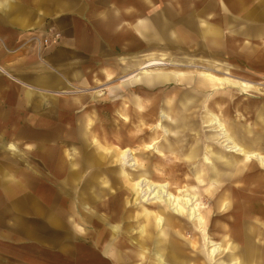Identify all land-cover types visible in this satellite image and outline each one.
Here are the masks:
<instances>
[{"label":"crops","instance_id":"crops-1","mask_svg":"<svg viewBox=\"0 0 264 264\" xmlns=\"http://www.w3.org/2000/svg\"><path fill=\"white\" fill-rule=\"evenodd\" d=\"M48 26L60 32L61 39L38 57L26 49L23 40L28 38L29 30ZM182 41L190 48L192 45L193 51L196 47L203 52L218 49L213 53L233 57L234 81L244 82L246 88L264 85V0H0V68L6 71L0 73V264H120V259H110L100 250L112 232L114 218L125 215V180L111 156L112 137H123L141 121L144 126L151 124L147 118L162 121L163 112L181 117L190 110L191 103L209 91L212 94L205 100L207 111L199 116L200 121L211 116L208 113L218 105L223 112L226 96L229 104L235 105L231 107L234 112L242 113L246 124H250L246 117L258 113L260 90L246 93L248 89L229 84L209 86L191 74L183 79L158 72L151 79L143 73V66L150 61L169 65L164 54L144 62L128 61L133 49H137L133 55L140 58L138 49L148 42L179 50ZM7 48L16 51L7 53ZM210 65L199 62L195 66L214 73L221 69L218 64L219 69ZM118 74L117 82L109 88L110 129L93 125L87 117L81 119V127L70 142L75 145L69 152L64 148L68 145L65 140L35 144L24 138L35 134L36 100L40 104L47 97L58 98L67 87L102 84L116 79ZM221 74L227 75L223 71ZM169 83L187 85L190 90L176 87L165 90L167 93L154 92ZM236 88H241L242 94ZM238 93L244 95L241 100L235 99ZM212 100L217 101L216 105ZM81 101L80 96H73L65 104L76 106ZM185 103L187 109H181ZM127 106L143 107L147 117L127 125V119H133ZM185 115L189 116L187 121L197 120L190 112ZM220 115L225 119L223 113ZM47 118L53 119V115ZM192 129L195 130L190 127L176 131L178 144L170 145L162 134L158 147L166 154L164 163L176 162L171 151L181 161L197 165L205 162V157L214 161L211 151L217 150L233 161L241 159L239 153L227 156L225 152L229 151L221 144V148H209L205 143L210 141L206 139L208 134L202 133L200 127L195 134H203V138H183ZM44 130L39 129L38 134L45 135ZM247 133L243 131L242 139L248 150H257L248 145L249 138L264 145L262 133ZM20 139L26 141L20 143ZM122 141V146L128 142L125 138ZM35 152L42 153L40 161L48 167L51 184L55 180L61 185H57L55 193L50 188L45 190L41 180L29 174L30 164L23 158ZM200 158L202 162H198ZM56 199L58 202L52 204ZM64 201L67 206L65 203L62 210L60 203ZM167 261L191 263L190 259Z\"/></svg>","mask_w":264,"mask_h":264},{"label":"bare ground","instance_id":"bare-ground-1","mask_svg":"<svg viewBox=\"0 0 264 264\" xmlns=\"http://www.w3.org/2000/svg\"><path fill=\"white\" fill-rule=\"evenodd\" d=\"M163 65L165 63L162 61H150L143 66L145 67L143 73L151 77V79L154 77L153 73L158 72L169 73L168 75H175L183 79L189 78L185 71L149 69ZM197 76L202 83L205 82L209 86L221 84H229L241 88H246L247 86L241 81L228 80V76L226 78L206 72H200ZM215 102L217 101L212 100L213 105H216ZM187 105V103L183 104L182 109H187ZM126 109L127 111L131 110L133 114V119H127V125L136 121L139 123L144 117H147L142 110L143 107L132 109L127 106ZM220 109V105L215 108V111L212 109L208 113L211 116L208 115L201 122L198 120L187 121L189 116L187 115L186 117V112L181 113L183 115L181 117L178 116V118L163 112L161 114V117L165 119V123L162 125L163 132L170 145L173 143L178 144L177 142L180 139L177 136V130L179 128L190 130V127H192L198 131L201 123L205 122L207 126H213V134L206 136V139L219 145L221 144L229 152L241 154V159L233 161L225 157L222 154L223 152L217 150L218 153L211 151L215 158L214 161H210L208 157H205V162L197 165L191 163V161L178 160L180 157L171 151L170 153L181 163L174 161L167 164L163 162V159L166 158L165 152L157 147L159 145L156 137L158 135L157 132L151 138L148 146L145 144L148 151L153 149L154 146L152 147V144L155 146L157 144L155 147L159 155L157 159L161 161L153 165L152 161L149 162L148 160L145 162V158L141 156V153L136 156L129 147L118 149L120 143L117 136L118 140L113 153L114 161L117 164H121L122 176L136 195L135 203H145L147 206L140 204L133 215L134 220L137 222L136 233L138 234L133 233L126 240V237L121 233L119 234L120 236L107 243L108 245L106 244L103 248L110 259H129L130 262L136 259V261H139L138 264H145L147 259H157V264H169L165 259L207 258L213 261L211 259L212 256L217 255L222 249L220 243L218 245L214 240L207 239L208 237H206L204 230L209 220L210 212L213 210L212 212L215 213L216 209L221 206V201L216 200L215 197L208 200L206 196L209 193L207 195L205 193L210 186L214 185L217 189L221 184L224 185L221 187L222 191H224L221 195L222 200L232 199L233 197H235V200H231L226 205V210H228L226 214L228 215L224 217L225 222H215L213 224L215 233L212 236H217L222 240V243L225 241L234 242L231 243L233 251L227 252L228 254L224 256L225 258H231L229 264H264V229L261 227L264 226V145L260 144L257 139L249 138L248 145L254 146L257 150H248L243 143L242 129L236 131L233 127L226 125L224 118L218 113H223ZM140 118L141 120H139ZM150 119L152 118H147V121L150 122ZM149 125L151 124L148 123L144 126V122L141 121V123L135 125V134L133 132L131 135L125 133L128 142H132L135 138L138 139V136L150 127ZM132 130L134 131L133 127H131L130 131ZM195 130L192 129V133L195 134ZM187 136L188 134L184 133L183 138ZM200 138L197 137L196 140ZM139 142L142 143V140L140 139ZM261 146L263 147L261 148ZM126 166L133 167L136 172L128 171L125 168ZM152 166L155 167V171ZM189 169H192V171L189 172ZM158 170L161 172L158 173ZM208 173L212 174L211 181ZM194 188L198 190V194L194 193ZM227 189L229 193L226 192ZM200 193L205 194L204 198H206V201H212L213 206L216 208L209 207L206 211L203 209L204 212L196 208L194 202L199 200ZM243 223H246V225L244 226ZM119 227L120 224L111 226V231L114 233L113 236L117 235L120 230ZM196 231H199L200 235H197ZM190 232L192 238L185 237L186 233ZM242 243L241 255L239 259H234L236 253L240 251L236 248V245L238 246ZM208 244H210L211 249L206 252L210 256L207 255L206 257L204 249L207 248ZM147 251L150 252V257L147 256ZM205 262L202 264L212 263ZM215 264L227 263L217 262Z\"/></svg>","mask_w":264,"mask_h":264},{"label":"rangeland","instance_id":"rangeland-1","mask_svg":"<svg viewBox=\"0 0 264 264\" xmlns=\"http://www.w3.org/2000/svg\"><path fill=\"white\" fill-rule=\"evenodd\" d=\"M150 10V9H148ZM28 38L26 40H23V44L25 45L26 49L29 52L35 53L38 57L41 55L42 51L48 48H51L57 44H59L60 39H61V34L60 32L56 31L54 27H46L45 29H40V30H29V36H27ZM181 49H176V47H172L168 44L166 45H150L149 42L148 44H145L144 47L141 46L139 52H141V57L138 58L137 56L133 55V51L137 50V49H133L132 50V55H130V59L128 60L129 63H131L132 61H135L136 59H141L143 62L147 61L151 58H160L161 54L165 55V62L169 63V65H164L161 67H157V68H167V69H173V70H180V71H185L186 74H193V75H198L200 72H206V73H211L214 74L216 76H228V80H235L234 76V58L233 57H225V56H220L218 54H215L213 52H217L218 49H211L209 51H201L198 50L196 45H194L196 48L193 51V47L191 45V48L186 46V44L183 43V41L180 44ZM8 52H15L16 50L14 48H7L6 49ZM5 51V50H4ZM6 52V51H5ZM210 52V53H209ZM213 53V54H212ZM192 62V63H189ZM199 62L205 63V64H212L210 65L211 67H215L217 69H219V67H221V69L219 70V72L217 73H222L223 74L226 73L227 75H219L217 73H214L212 71H207V70H199L200 67H197L195 65H199ZM128 63V64H129ZM218 64L216 67V64ZM221 64V65H220ZM178 65V66H177ZM225 65H227L228 67L226 68ZM5 70L2 68H0V73H5ZM121 74H118L116 79H112L111 81H104L98 84H94V83H86L85 85H83L82 87H67L66 89H64V93H62L58 98L53 97H47L42 103L39 104V102H35V107H36V112H35V120H34V127H35V134L34 136H28V137H24L26 139H28V141L34 142L35 144H40V142H49L51 140H53L54 142L57 143V140L59 139L61 142L63 140L66 141V143L68 145H66V147H64L65 149H67V151L69 152L71 150V148H73L70 142L74 139L76 132L78 131V129L81 127L80 126V120L87 117L89 118V120H91L93 122V125L97 126V127H105L107 129H110L112 126V114L111 112L107 109V105L108 103H110V99H111V95L109 94V88L111 86H113V84H115L117 81V79L119 78ZM227 78V77H226ZM238 81V80H237ZM180 88L182 90H187L189 91L190 87L187 85H179V84H175V83H169L166 85H164V87H160L159 90H161L159 92L158 91H154V92H158L157 94L160 93H167L168 91L165 92V90H169V89H173V88ZM260 88V89H259ZM259 88L257 87H252L249 85V89L248 88H244V89H248V91H245L246 93H254V92H258V90H260L259 92H261L260 94H257L258 99H259V104H257L258 106V113L252 114V115H257L256 118L251 119L249 115V117H246L249 120L250 124L247 125L245 122V119L242 118L243 114H237L234 112V110L231 108L233 107V105L229 104V97L227 98L226 96L224 97L225 101H224V106L222 108L223 110V114L225 116V122L227 125H234L237 126L238 128L242 129L244 128V133L245 131L248 132L247 135H252L255 132H259L262 133L264 135V85H259ZM192 89V88H191ZM236 91H238L239 93L242 94V92L239 89H235ZM229 91V88H228ZM243 91V90H242ZM206 93V92H205ZM238 93V94H239ZM211 95V91L207 92L205 94V97H202L199 99L198 102H193L189 105L190 110L187 111V113H192L193 116H196V119L200 121L199 116L201 114L206 113V108L208 105V102L206 103V99L211 97L208 95ZM236 95L235 99L241 100L242 97H244V95ZM73 96H80V99L82 100L80 102V104L76 105V106H71L69 104H65V102L68 100V102L70 103V99ZM163 100L165 99L164 96H162ZM58 99V100H56ZM234 99V100H235ZM263 99V100H262ZM258 101V100H257ZM263 101V102H262ZM66 105V107H65ZM159 105H162V103H159ZM181 109L183 108V105L180 106ZM161 108H158V113L160 112ZM186 112V111H185ZM184 112V113H185ZM49 113V114H48ZM208 113V112H207ZM52 114L53 115V119H49L47 118L48 115ZM222 114V113H219ZM45 118H42L44 117ZM58 116V119L56 120L55 117ZM222 116V115H221ZM238 116V117H237ZM263 116V117H262ZM162 118V117H161ZM162 121H155V119H150L151 125H149L150 127L147 128L146 131L142 132L140 136H138L139 138H135L132 142H127L126 145L122 146L121 143L123 142L122 139L126 138L125 135L123 137H118L119 139V148H126L129 147L132 150V153H134L136 156H138L141 153V156H143L145 158V162L149 160L153 162V165L156 164L157 162H160L161 160L157 159L159 158L158 152L156 151L155 147L156 146L154 144H152L153 149L148 151L145 144L148 146V143L150 142L151 138L155 136V134L158 132V135L156 136L158 139V142L163 139V136L165 135V133L163 132L162 129V124L165 123V119H161ZM158 124V125H157ZM161 124V125H160ZM137 125V124H136ZM206 125V124H205ZM134 126V125H133ZM207 126V125H206ZM242 126V127H241ZM213 126H208V127H201L200 126V131L204 134H210V132H212L213 130H209V128H212ZM45 128V132H49V134L47 135V133L45 135H39V129H43ZM199 131V129H198ZM133 132V134H135V129L134 131H128L127 133H130L128 135H131ZM55 133H60V135H57ZM163 134V136H162ZM195 136V139L197 137H199V135L194 134L192 132H190L188 134V136ZM188 136L186 137V139L188 138ZM202 137V135H201ZM113 139L111 140V145L113 147V153H114V148H116V144H117V137H112ZM26 139H20V143L25 142ZM127 139V138H126ZM140 139L142 140V143H140ZM128 140V139H127ZM27 141V142H28ZM239 141V140H238ZM183 143H185V140L183 141ZM209 148H221L219 144L215 143V142H205ZM78 144V143H77ZM158 147V146H157ZM204 152V151H202ZM112 153V157L114 156ZM176 154V153H175ZM225 154L227 156H233L236 155L233 152H225ZM166 155V154H165ZM42 153L39 152H35L34 155L29 154V157H25L23 159H28L27 162H29L30 164V169H29V174L30 175H35L36 178H39L38 180H41L42 185L44 186L43 188L46 190L48 188H50L49 190H51L53 193H55L57 191V185L58 183L54 180L53 183L51 184V182L49 181V174H48V167L45 165V163L41 162L40 160L42 159ZM34 159V161L32 160ZM39 159V160H38ZM176 160V159H175ZM180 160V159H178ZM176 160L177 162L181 163L180 161ZM26 162V164H28ZM198 162H202L201 158L198 160ZM117 163V162H116ZM121 164H117L118 168H119V174L122 175V171L121 169ZM34 166V168H33ZM153 167V166H152ZM258 167L261 169V167L258 165ZM126 169H128V171L130 172H136L135 169L133 167H129L126 166ZM258 168V169H259ZM32 169V170H31ZM134 169V170H133ZM20 170V169H19ZM28 170V169H27ZM35 171V173L31 171ZM153 170L155 171V167H153ZM192 171V169H189V172ZM161 171L158 170V173H160ZM209 180L211 181L212 178V174H209ZM35 178V179H36ZM60 179V178H59ZM36 181V180H35ZM205 184V183H204ZM209 184V183H208ZM241 185V184H240ZM59 188L61 187V185H58ZM220 187H218L216 189V187L214 185L210 186L208 185V189L206 191V195L207 193L211 192V195H205V194H199V200L197 202H194V206L196 208H198L200 211L204 212L206 211L207 208L209 207H213V203L212 201H208L209 199L215 197L216 200L221 201V206L219 207V209H216L215 213H213L212 211L210 212V215L208 216L209 220L207 221V225L205 228V234L206 237H208V240H214V242H217V244L221 246V251H219L217 253V255L212 256V260L210 261L209 259H190V264H202L203 262L205 263H211V264H215L217 262L219 263H227L229 264L231 262V258H225L224 256L226 254H228L227 252H231L233 251L232 249V245L231 243H234L233 241H225L224 243H222V240H220L217 236H212V234L215 233L213 224L215 222H222L224 223V217L228 214H226L228 212V210H226V205L229 204V202L231 200H235V197H233L232 199H224L221 197L222 193H224V191H222V188L224 185H219ZM125 189L124 192L126 193V197H125V215L124 216H120V217H115L114 219V224H120V230L117 233V235H114V233L110 232L108 233V238L105 239V244L109 243L110 241L114 240L115 238H117L118 236H120L119 234H123L126 237V240H128L129 237H131L130 235H133V233H136V229H137V222L134 220L133 215L136 212V209L139 208L140 204H144V206H147L145 203H135V197L136 195L133 193V190L131 189L129 183L127 181H125ZM217 191H216V190ZM132 190V191H131ZM194 193L198 194V190L197 189H193ZM214 192V193H213ZM229 193V190L227 189V191ZM227 194V193H226ZM206 196V198L208 199L206 201V198H204ZM212 196V197H211ZM231 198V197H230ZM58 199V198H57ZM54 200L52 204H55L58 202V200ZM62 198H60L61 200ZM48 203V201H46ZM123 202V201H122ZM65 203L67 206V202H62L60 203L61 205V209L64 210L63 207H65ZM69 203V201H68ZM208 206V207H207ZM217 206V205H216ZM219 206V205H218ZM204 209V211H203ZM105 214V213H104ZM230 214V213H229ZM65 216V213L63 215V218ZM256 218V217H255ZM184 220V218H183ZM253 221H255V219H253ZM244 224V223H243ZM246 225V223L244 224V226ZM251 225V224H250ZM252 226V225H251ZM67 227L71 230L73 229V227L70 224H67ZM264 229V226H261ZM86 230L89 231V227H85ZM72 231V230H71ZM197 235H200L199 231L195 232ZM138 234V233H136ZM70 235V233L68 234ZM185 237L188 238H192L191 232L190 233H186ZM135 239V238H134ZM222 243V244H221ZM100 247V250L105 254L106 257H108V253L104 252V247L105 246ZM109 246H111L109 244ZM236 248H238L240 251L238 253H236V257L234 259H239V256L241 255V250L243 249V243L240 245H236ZM211 246L210 244H208L207 248L204 249L205 253H206V257L207 252L210 251ZM228 249V250H227ZM207 251V252H206ZM238 251V250H237ZM147 256L150 257V252L147 251ZM223 254V255H222ZM210 256V255H209ZM229 259V260H227ZM167 260V259H165ZM215 260V261H214ZM135 261L130 262L129 259H120V264H133ZM138 262V261H137ZM157 264L158 261L157 259H147L146 264Z\"/></svg>","mask_w":264,"mask_h":264}]
</instances>
